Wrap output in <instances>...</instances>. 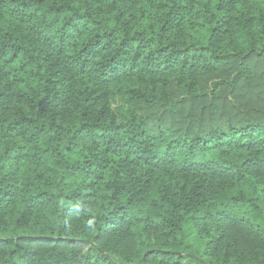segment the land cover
I'll use <instances>...</instances> for the list:
<instances>
[{"label": "trees", "instance_id": "16d2710c", "mask_svg": "<svg viewBox=\"0 0 264 264\" xmlns=\"http://www.w3.org/2000/svg\"><path fill=\"white\" fill-rule=\"evenodd\" d=\"M0 264H264V0H0Z\"/></svg>", "mask_w": 264, "mask_h": 264}]
</instances>
